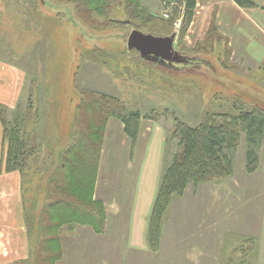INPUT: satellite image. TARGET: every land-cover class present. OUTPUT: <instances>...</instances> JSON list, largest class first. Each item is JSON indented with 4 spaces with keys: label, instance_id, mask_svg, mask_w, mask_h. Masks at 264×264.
<instances>
[{
    "label": "rangeland",
    "instance_id": "374dc122",
    "mask_svg": "<svg viewBox=\"0 0 264 264\" xmlns=\"http://www.w3.org/2000/svg\"><path fill=\"white\" fill-rule=\"evenodd\" d=\"M206 1H199L186 26L184 6L175 8L163 0L113 1L104 13L96 11L97 1L0 0V59L25 75L10 114L13 118L18 106L25 113L30 96L40 106L38 131L44 147L39 162L46 168L27 183L32 223L34 214L48 223L47 214L39 213L47 202L42 190L47 180L40 176L51 171L49 158L56 159L69 143L77 106L90 101L88 93H105L143 114L135 144L120 120L109 119L105 129L94 189L106 210L104 231L81 224L63 228L61 259L53 264H264V140L257 148V167L250 172L245 134L234 154L232 175L187 187L165 214L156 249L149 239L163 171L178 143L172 135L176 118L197 125L207 110L236 114L235 97L264 106V32L247 19L264 29V0H254L257 6L252 7L234 1L250 11L236 26L237 15L222 4L201 24ZM232 19L234 24H228ZM134 29L155 36L175 34L174 49L187 62L144 58L128 47ZM46 237L50 234L41 236ZM37 241L33 256L9 264H40L38 257L52 264L47 256L51 248Z\"/></svg>",
    "mask_w": 264,
    "mask_h": 264
},
{
    "label": "trees",
    "instance_id": "16d2710c",
    "mask_svg": "<svg viewBox=\"0 0 264 264\" xmlns=\"http://www.w3.org/2000/svg\"><path fill=\"white\" fill-rule=\"evenodd\" d=\"M99 3L96 11H109L112 2L119 0H83ZM167 4L184 6L186 26L193 20L198 0H163ZM243 7L257 6L254 0H233ZM107 7V8H106ZM110 7V8H109ZM264 10V5L261 6ZM187 60V58H185ZM187 62V61H185ZM90 95V101L78 104V112L69 134V143L60 149L56 159L49 158L47 164L51 171L42 174L40 178L47 180L44 184L43 199L46 200L39 213L47 214V220H30L31 210L28 208L27 183L35 179L45 163L39 159L44 145L38 126H41L40 106L33 96L28 98L25 113L20 111L12 118L10 109L0 103V120L4 128L5 154L0 159V171H18L22 178L23 213L27 225L31 256L33 245L42 244L50 247L48 259L55 263L62 245L61 231L72 229L77 224L89 225L97 233L104 231L106 210L104 202L94 197L95 183L100 169L101 142L109 119H118L124 125L125 133L135 144L141 127L142 112L139 109H129L116 98L103 93L99 96ZM235 107L238 113L205 111L201 122L191 125L176 118L172 131L173 138L178 139L176 151L171 162L163 171L157 198L149 222V239L153 248H157L161 238V229L165 214L171 203L184 194L187 187L196 189L200 184L215 182L232 175L234 154L241 137L246 136L247 167L254 171L257 167V148L264 140V106L246 104L241 98L235 97ZM84 112L83 115L81 113ZM33 122L34 124H30ZM35 126V127H34ZM49 155V153H48ZM35 167V174L30 170ZM43 219V218H42ZM44 234L50 237L41 238ZM59 234V235H58ZM49 249V248H47ZM36 253V251H35ZM59 256V257H58ZM46 261L45 259H41ZM21 262V261H20ZM18 264H34L24 262ZM38 264V261H37Z\"/></svg>",
    "mask_w": 264,
    "mask_h": 264
},
{
    "label": "crops",
    "instance_id": "0c3cea01",
    "mask_svg": "<svg viewBox=\"0 0 264 264\" xmlns=\"http://www.w3.org/2000/svg\"><path fill=\"white\" fill-rule=\"evenodd\" d=\"M198 0L197 10L200 6ZM217 4H222L229 8L231 14L237 15L235 26L241 21V15L247 17L250 11L239 8L233 0H207L206 13L200 18L202 11L199 10V18L201 24L204 22L206 15L211 16L217 7ZM255 28L260 32H264L259 21L247 17ZM218 20V19H217ZM232 22L228 24H234ZM223 23L221 19L219 21ZM221 25V24H220ZM25 83V75L22 70L16 65L5 62L0 59V103L9 108H14L19 100L22 92L23 84ZM4 128L0 120V159L5 154L4 147ZM23 189L22 178L18 171H0V264H9L17 260L27 259L30 255L29 237L27 225L23 213Z\"/></svg>",
    "mask_w": 264,
    "mask_h": 264
},
{
    "label": "water",
    "instance_id": "95a60500",
    "mask_svg": "<svg viewBox=\"0 0 264 264\" xmlns=\"http://www.w3.org/2000/svg\"><path fill=\"white\" fill-rule=\"evenodd\" d=\"M175 34L170 36H155L134 29L128 37V47L138 50L144 58L162 63L185 62L179 52L174 49Z\"/></svg>",
    "mask_w": 264,
    "mask_h": 264
}]
</instances>
